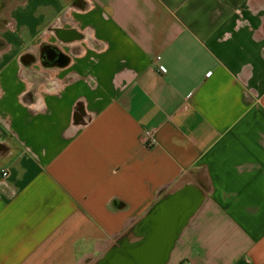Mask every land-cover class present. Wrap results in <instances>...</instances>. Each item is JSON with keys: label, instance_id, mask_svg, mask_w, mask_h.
I'll use <instances>...</instances> for the list:
<instances>
[{"label": "crops", "instance_id": "0c3cea01", "mask_svg": "<svg viewBox=\"0 0 264 264\" xmlns=\"http://www.w3.org/2000/svg\"><path fill=\"white\" fill-rule=\"evenodd\" d=\"M12 17L0 264H95L185 182L207 196L168 264H264V0H21Z\"/></svg>", "mask_w": 264, "mask_h": 264}, {"label": "water", "instance_id": "95a60500", "mask_svg": "<svg viewBox=\"0 0 264 264\" xmlns=\"http://www.w3.org/2000/svg\"><path fill=\"white\" fill-rule=\"evenodd\" d=\"M206 196L194 182L167 191L115 239L95 264H168Z\"/></svg>", "mask_w": 264, "mask_h": 264}, {"label": "flooded vegetation", "instance_id": "af4514ba", "mask_svg": "<svg viewBox=\"0 0 264 264\" xmlns=\"http://www.w3.org/2000/svg\"><path fill=\"white\" fill-rule=\"evenodd\" d=\"M11 2H16V0H0V47L1 48H6L8 46L6 41H4L3 38L1 37V34L7 31L14 30L12 23L13 21L12 14L17 2L14 5V7L10 8L9 10L8 4Z\"/></svg>", "mask_w": 264, "mask_h": 264}, {"label": "built area", "instance_id": "2783aa9c", "mask_svg": "<svg viewBox=\"0 0 264 264\" xmlns=\"http://www.w3.org/2000/svg\"><path fill=\"white\" fill-rule=\"evenodd\" d=\"M162 71H165V69L162 68ZM144 140H145L146 146H148V147L153 146L156 143V137L154 136L153 131L146 130L144 133ZM1 175H3V176L8 175L7 169H2Z\"/></svg>", "mask_w": 264, "mask_h": 264}, {"label": "rangeland", "instance_id": "374dc122", "mask_svg": "<svg viewBox=\"0 0 264 264\" xmlns=\"http://www.w3.org/2000/svg\"><path fill=\"white\" fill-rule=\"evenodd\" d=\"M21 0H16V2L18 3V2H20ZM16 2H11V3H9L8 5H9V10H10V8H12V7H14V5L16 4Z\"/></svg>", "mask_w": 264, "mask_h": 264}]
</instances>
